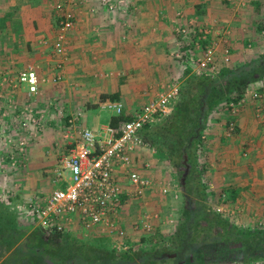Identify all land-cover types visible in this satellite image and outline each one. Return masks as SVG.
<instances>
[{"label": "crops", "instance_id": "crops-1", "mask_svg": "<svg viewBox=\"0 0 264 264\" xmlns=\"http://www.w3.org/2000/svg\"><path fill=\"white\" fill-rule=\"evenodd\" d=\"M39 1L42 2V0ZM123 2L112 11L101 6L97 0H79L77 3V21L68 35L66 47L68 57L66 56L64 69L62 68L60 72L61 76H66V82L64 86H61L65 94L61 98L67 104L58 110V113L63 112L62 117L66 118H64V121L63 119L57 120L63 129L62 125L65 124L66 126V120L78 113L81 115L78 123L92 131L109 125L111 117L115 116L114 112L109 110L111 115L107 123L99 126L95 125L94 128L89 127L87 112L100 106L104 108V105L110 102L108 97L110 94H118V100L114 103L122 104L121 115L132 116L149 100V90L151 92L159 90L164 85L163 79L166 80V76L171 77V71L175 70L179 74V71L183 69L184 72V66L174 58L179 41L177 27L180 25L195 22L200 25L211 26L214 29H220L222 32H219L224 33L226 42L231 48L232 65L245 62L262 54L263 45L260 44H262L264 37L259 33L261 31L260 27L264 23V0H247L244 1V4L242 0H123ZM16 3L17 5L14 3L12 9L21 7V3ZM43 4L41 7L34 5L37 10L34 11L33 16L29 17L31 18L29 24L25 26L21 22V25H19V27L27 28L29 31L32 30L31 37L26 38V42L30 41L28 43L32 46L30 59L34 56L36 59L43 60L46 57L45 53L50 52V44L46 45L43 42L46 40V43H51L52 41L55 30L53 29L54 14L51 1L50 4L44 1ZM178 13H182L181 19L178 18ZM248 27L251 28L246 29ZM253 29L256 30L255 34H253ZM50 53L52 54V50ZM51 61L52 63L55 61L54 56ZM28 65H31L34 69L36 67L40 88L43 79L39 76L37 65ZM9 73L2 72L1 75L10 79ZM50 81L48 83L53 84ZM69 81L75 83L74 87L68 86ZM7 87L6 84L1 85L0 97L2 102L10 97L15 102L13 96L6 92L10 89L24 96L23 88L13 90L11 87H8V89ZM71 88L77 92L75 105H72L73 100L69 98L70 93H67ZM65 96L67 97L65 98ZM101 96L104 98L103 102H101ZM251 125L253 126V124ZM220 126L214 121L203 137L205 139L203 160L204 166H206L205 175L207 178L211 179L217 171L215 177L219 178V182L222 183L220 190L223 191L224 178L227 181V184L224 185L225 188L235 187V196L239 194L243 185L254 187L261 185L259 182L264 185V180L251 179L249 173L239 176V173H241L239 171L243 172L245 169L240 166H247V171L250 167L253 170L255 167L264 166V137H257V134L249 135L248 132H245L244 136L247 137L248 141L247 144H244L241 141L245 139H241V134L238 133L233 136L234 140L231 139L232 141L229 142L226 141L229 138L223 137V129ZM57 140H60V145L65 144L63 135L61 139L56 138V142H58ZM26 147L25 145L22 148L25 154ZM242 149L248 152L251 157L244 164L240 161L239 151ZM28 150L30 166H21V163L25 161L20 157L23 152L16 151L17 161L14 165L8 164L10 169L13 170L12 174L15 179L10 182L9 179H1L2 175H0L1 193L9 190L14 195H19L22 193L24 186L30 188L26 192V199L24 201L19 200L22 201V204L30 198L28 196L38 193L42 189L45 190L44 180L47 178L46 174L52 170L53 175L56 168V166H51L55 163V159L51 157V154H55L53 145L46 148L31 146ZM43 150L46 151L44 155L39 153ZM144 154L149 153L142 149L137 154L138 160L151 164V161L147 159L150 155L144 156ZM224 157L226 158L224 159ZM223 164L224 166H233V169H229L231 175H233H230V179L223 175ZM213 166H215V170ZM158 167L161 168V166ZM163 167L165 168V166ZM151 168L153 171L154 166H151ZM20 171L22 172L20 173ZM28 171L34 173V182H32L33 179L27 178L31 176L30 172L28 175ZM227 173L225 171L224 174ZM145 174L150 175L148 170ZM256 180L258 181L256 182ZM13 184L15 187H20V190L14 191ZM209 185L212 186L211 183ZM212 190L219 191L216 188H212ZM226 191L230 193L229 189ZM250 192L247 193L248 198L252 194ZM258 193H264V191ZM149 195L148 193L146 198ZM259 202H264V200L260 199ZM119 218L124 229H129L130 227L126 226L129 217L125 211V205L120 211ZM33 227L36 226L33 225ZM126 229L124 239L111 238L106 234L88 233L80 230L79 227H74L70 234L81 238L99 235L108 238L112 244L113 241L115 243L121 241V243L127 244L130 233Z\"/></svg>", "mask_w": 264, "mask_h": 264}, {"label": "built area", "instance_id": "built-area-1", "mask_svg": "<svg viewBox=\"0 0 264 264\" xmlns=\"http://www.w3.org/2000/svg\"><path fill=\"white\" fill-rule=\"evenodd\" d=\"M51 1L54 20H57L55 36L49 43L55 57L52 63L55 82L61 80L60 72L67 56L68 35L77 21L76 7L79 0ZM97 1L110 11L124 3L123 0ZM242 3L244 4L243 1ZM177 16L181 19L182 13ZM219 31L222 32L220 29L195 22L178 26L177 34L183 41H178L174 58L179 60L184 70L190 74L207 78L218 77L217 59L224 65L231 63V48L224 33ZM46 42L45 40L43 44H48ZM183 42H191L187 53L182 50L185 45ZM5 84L13 90L23 88L22 92L27 100H31L39 92L40 80L36 70L27 66L19 71L15 78L2 76L1 85ZM249 95L253 100L263 99L261 94L255 91H251ZM178 96L179 86L172 83L142 105L129 120L120 122L116 128L107 125L92 131L78 123L81 116L79 113L70 117L62 133L66 152L58 157L57 166L53 171L54 186L46 195H35L21 206L17 205L15 209L19 215L32 219L34 225L46 234L71 233L74 227H79L88 233L124 239L126 232L120 223L119 214L125 202L132 198L140 199L153 190V181L145 174L151 164L139 163L137 157L142 149H147L141 132L145 126L154 124L159 117L169 116ZM3 102L0 97V104ZM5 102L9 103V106L14 104L12 97ZM240 104L241 100L235 105L229 104L232 114H235L236 106ZM262 104L264 107V102ZM104 108L114 112L115 116H121L123 106L121 103L108 102ZM21 113L29 119L20 121L28 125L30 121L37 123L32 109L27 108ZM232 114L230 117H233ZM235 126V122L229 120L228 136L232 134ZM16 146L18 148L16 147L15 152H23L25 143L21 140ZM15 162L16 160H13L10 164L14 165ZM171 185H162L159 191L165 194ZM113 247L118 251L127 249V245L121 241H113Z\"/></svg>", "mask_w": 264, "mask_h": 264}, {"label": "rangeland", "instance_id": "rangeland-1", "mask_svg": "<svg viewBox=\"0 0 264 264\" xmlns=\"http://www.w3.org/2000/svg\"><path fill=\"white\" fill-rule=\"evenodd\" d=\"M44 1L50 4L51 0H42V3ZM242 1L244 2L247 0H242ZM16 2L21 3V7L19 9L18 8L12 9L14 3L17 5ZM38 2L40 1L39 0H0V29H1L0 30V88H1L2 72H10L9 77L10 79H12L17 76L19 71H21L23 68H26L28 64L37 65L39 70V76H41V79H43V82L41 83V87L39 88V92L34 99L27 100V97L25 95L22 96L18 94L16 91H12L10 89L6 92L9 95H12L13 98L15 99L13 106H9V103L5 101L0 104V107L3 106L1 107V112H0V175H2L1 179L2 178L9 179L10 182H12L11 180L15 179V177L12 174L13 170L10 169L8 164L10 165V163L13 160L17 161L18 159L17 155L15 154V150L17 147L16 143L18 141L23 140L25 145L27 146L26 154L23 152L22 153L23 155H20V157H22L23 160H25L21 163L22 164L21 166H30L28 160L29 159L28 149L31 146H36L38 148H46L47 146L49 147L50 145H53L55 149L54 151L55 154H51V157L55 159V163L51 166H57L56 164L58 157L63 152H66L65 144L62 143V145H60V140L59 141L57 140L58 142H56V138L61 139L62 132L64 130L63 128L60 127L61 124L58 123L57 120L63 119L64 121L65 120L64 118H66V117H62L63 112L60 114L58 113V110H60L62 106L67 104L63 100V98H61V96L65 94L61 86H64V83L66 82V76L62 75L60 81L53 82V71H52V61H51L53 60V56L50 53L51 48L48 54L45 53L46 56L45 59L44 58L43 60L40 58L36 59V57L34 58V56L33 58L30 59L31 56L30 54L32 53L30 50L27 49V45H26L30 41L26 42V38L28 39L29 37H31L32 30L29 31L27 28L24 29L22 27H19V25H21V22L22 25L25 26L30 23L29 21L31 20V18L29 17L33 16L34 14L31 11V8L33 7V5L37 4ZM262 26L263 27H260L261 31L259 30L260 31L259 35L264 37V23H262ZM250 28L251 27H248L246 29H250ZM255 32L256 30L253 29V34H255ZM54 36H55V30L53 37ZM22 38L23 40L21 41ZM17 41L20 42L21 46L16 48V51H12L11 42L16 43ZM261 43L262 44L260 45L261 46L263 45L262 47L263 50L264 39ZM262 52L264 53V51ZM229 65L232 66L231 63ZM12 70L13 72H11ZM179 72L180 73L178 74L176 73L175 70L171 71V77L166 76V80L163 79L164 85L161 88H159V90H154L153 92L149 90L148 92L150 96L149 100L155 97L156 94L160 93L163 89L170 86L172 83H176L180 88L183 81L185 80L186 74H184L183 69ZM49 80H51L50 82L53 83L54 85L53 84L50 85V83H48ZM68 84H69L68 86L74 87L73 85L75 83H70L69 81ZM71 90L67 93H70L69 98L73 100L72 105H75L77 92H75L74 89L72 91ZM251 91H255L258 94H261L263 99H261V101L253 100L249 95ZM251 91L249 90L245 93L244 98L241 99V104L239 106H236L237 108L235 114H232V110H231L232 107L224 103V105L222 104L221 110H218V113L215 114L213 113V115L211 116L210 119L211 124H213V122L215 121V123L221 125L220 128L223 129V137L229 138L228 140L226 139V141L230 142L232 141L231 139L234 140L233 135L230 136L227 135L226 122L228 119L230 120V118L236 124L235 127L238 131L237 134L240 133L241 139H245L241 141L242 143L247 144L248 141L247 137L245 138L244 136L245 132H248L249 135L257 134L256 135L257 137H261V136L264 137V107H262L263 105L262 103L264 102V83L263 84L256 83L252 85ZM66 97L67 96H65V98ZM27 108L32 109L33 115H35L37 119L36 124L30 121V124L28 125V123L20 121L21 119H24L26 121L27 119H29L27 115H23L21 113L23 112V110ZM259 110L261 111L259 112ZM87 113L89 117L88 124L89 127L91 128H94L95 125L99 126L107 123L111 115V112L106 108H102V106H100L97 109H91ZM231 114L233 115V117H230ZM243 118L244 121L242 122ZM24 123L25 125H23ZM251 124H253V126ZM210 125L207 126L205 132L208 129H210L209 128ZM62 127L65 128V124L62 125ZM205 132L202 134V141H205V139L203 138ZM146 151L149 154H144V156L150 155L147 159L151 161L150 166H154L153 171L151 167L148 170V172L150 173L148 177L151 178L153 181V190L148 192L150 194L149 196H147L148 198H146V195H148L147 193L140 199L132 198L125 202V211L127 213V216L129 217L126 226H128V228L130 227L129 229L125 228L127 232L130 233V236L128 237L129 244L127 243L126 250H129V248L132 247L137 250L141 248L142 245L145 248L151 247L153 244L158 242L162 238V236H166V234L169 232L173 233L181 217L183 198L180 188V182L178 180V172L175 166L171 164L166 165L165 162H162L161 155L157 154L156 150L153 147H150L149 144H147ZM45 152L46 151L43 150L40 151L39 153L44 155ZM239 153L241 156L240 161L242 164H244L246 160H250L251 157L249 156V153L246 152L244 149L240 150ZM225 158L226 157H224V159ZM258 160L260 161L259 158ZM197 164L199 166H204L203 157L198 159ZM158 166H161V168H159ZM163 166H165V168ZM240 167H243L245 169L243 172L239 171L241 172L239 173V176L245 173H249L251 179L257 178L260 181L264 180V166L255 167L253 170L250 167L248 171H247L248 168L247 166H240ZM213 168L214 170L216 169L215 166H213ZM184 169H185L184 171H186V168ZM229 169H233V166H227V165L224 166L223 164V175L227 177V179L231 178L230 177L231 171H229ZM225 171H227L228 173L224 174ZM21 172L22 171H20V173ZM29 172L31 173V176H28L27 178L33 179L32 182H34L35 180L33 178L34 173L28 171V175ZM49 172L50 173L46 174L47 178L44 180V185L46 186L45 190L42 189L38 193L32 194L28 197H33L35 195H40V194L46 195L48 193L47 191H49V189L54 186V177L52 175V170H50ZM216 173L217 171L215 172V174L212 175L211 179H209L207 178L204 172V174L200 178L201 185L203 189L206 190L205 194H207L204 200L205 203L209 205L214 212H217L218 214H221V216H224L226 219H228L229 222H231L236 229L239 230L259 229L264 231V202H259L260 199L264 200V195H263L264 193H258L264 191V185L262 184V182H259L261 185H256L254 187L249 185L246 186L243 185L241 187V190L239 191V194L235 196L236 194L235 191L236 189H234L235 187L225 188L226 186L224 185L227 184V181L224 178H223V191L220 190V188H222L221 185L222 183L219 182V178L215 177ZM257 181L258 180H256V182ZM210 183L212 184V186L209 185ZM167 184H172L170 190H168L167 193L165 194L161 193L159 191V187L162 185L167 186ZM212 188L213 189L216 188V190L219 191L215 192L212 190ZM17 189L20 190V187L18 186L15 187L14 185V191L15 190L17 191ZM28 189L30 188L24 186L22 188V193H20L19 195L18 194L14 195V193L9 190H7L8 192L6 191L4 192V190H2L4 193L0 192V203L5 204V206L10 207L12 210H16L15 209L16 206L17 205L21 206L22 201L26 199V192H28ZM227 189H229L230 193L226 191ZM248 191H251L250 193H252L251 196H249L250 198H248L247 196ZM192 198L196 199L193 196ZM21 199L22 201L20 202L19 200ZM250 200H252L253 202H251ZM19 221H21V223L25 225L29 224L30 222V220L26 217H20ZM141 238H147V239L145 240L144 243H140L138 241ZM130 245L132 247H130ZM241 250L242 248L239 244L238 245L222 244L220 246L215 245V247L210 250L211 253H209L205 262L207 264H222L221 262H223L224 264V262L226 261L239 259ZM186 264H190V263L187 262ZM251 264H264V263L260 262L259 260H256L255 263H251Z\"/></svg>", "mask_w": 264, "mask_h": 264}, {"label": "trees", "instance_id": "trees-1", "mask_svg": "<svg viewBox=\"0 0 264 264\" xmlns=\"http://www.w3.org/2000/svg\"><path fill=\"white\" fill-rule=\"evenodd\" d=\"M35 5L44 4L40 1ZM36 10L33 5L31 11ZM56 26L57 20H54L53 29ZM178 39L181 41L182 37ZM183 43L182 50L187 53L191 42ZM11 44L12 51L21 46L19 41ZM26 45L32 52V46ZM217 61L216 78L191 75L184 70L186 77L172 113L159 117L141 132L143 141L161 155L162 162L175 166L178 172L183 206L173 233H167L148 248L142 245L136 250L130 245L129 250L118 251L104 236L85 239L70 233L45 234L33 228L32 219L28 218L29 224H22L17 210L0 203V264H207L210 250L222 244H239L243 250L239 259L224 264H251L256 260L264 263V231L236 229L228 219L214 212L204 201L207 194L200 182L206 166L197 164L204 154L202 134L211 124L213 113H218L224 103H238L252 85L264 83V53L232 66ZM108 97L110 102L118 100L117 93ZM130 117L113 116L109 125L116 128ZM237 132L234 128L231 135ZM146 239L138 242L144 243Z\"/></svg>", "mask_w": 264, "mask_h": 264}]
</instances>
